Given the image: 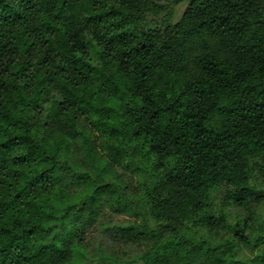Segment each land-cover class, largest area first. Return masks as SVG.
Here are the masks:
<instances>
[{"label":"clouds","instance_id":"clouds-1","mask_svg":"<svg viewBox=\"0 0 264 264\" xmlns=\"http://www.w3.org/2000/svg\"><path fill=\"white\" fill-rule=\"evenodd\" d=\"M0 264H264V0H0Z\"/></svg>","mask_w":264,"mask_h":264}]
</instances>
